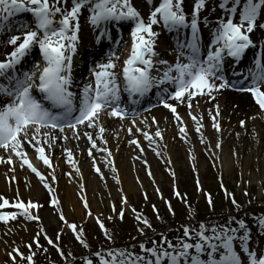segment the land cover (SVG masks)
<instances>
[{
	"label": "snow or ice",
	"instance_id": "snow-or-ice-1",
	"mask_svg": "<svg viewBox=\"0 0 264 264\" xmlns=\"http://www.w3.org/2000/svg\"><path fill=\"white\" fill-rule=\"evenodd\" d=\"M147 2L149 5L153 4V0ZM68 3L69 0H0V32L7 30L20 33L10 36L7 43L12 46V51L7 53L4 60H0V78L7 81L6 84L0 83V96L7 98V102L0 101V150L11 153L7 160L0 157V163L13 164L15 156L21 162V167L30 169L48 190L49 205L57 210L63 225L55 240L49 237L41 226L32 242L25 245L29 250L27 255L18 247L7 253L11 264H35L37 253L32 251L33 247L48 251L40 243L41 237L55 248L61 257H72L69 264H73L74 254L68 252L65 256L59 243L64 229L70 230L74 239L83 248L89 249V255L83 258V264H243L241 256L235 250L236 241H239L241 250L246 254L248 264H264V253L258 254L249 247L251 229L243 219L237 220L231 216L225 224H213L211 228L203 221L199 222L198 227L182 225L183 235L177 238L176 243L161 234L159 241H149L151 246L140 243L139 254L132 249L115 247L91 251V244L86 238L83 226L69 222L60 210L61 200L49 183V176L52 182H56L57 177L46 152V148L51 149L58 140H69L67 130L71 131L72 139L79 140L83 136L88 140L91 145L88 150L90 157L95 149L106 152L110 158L112 153L106 147L108 141L104 138L106 127L102 118H116L121 121L127 118L128 110L121 106V91L129 94L131 103H137L138 101L132 99L133 96L144 97L153 88L162 89L157 93L159 104L172 113L179 125L178 134L181 140L187 137L188 127L178 112L180 105L187 107L188 116L195 123L197 134H200L204 127L203 117L193 113V101L198 97L207 96L210 101H215L216 93L231 88L250 94L255 104L264 112V56L257 54L253 67L242 81L230 82L224 76L223 69L226 56L239 60L246 50L255 46L250 34L257 26L264 29V24L257 25L258 17L264 11V0H220L219 8L225 15L221 16L216 21V26L211 29L212 40L207 46L206 56L202 55L200 31L201 23L209 26L208 17L201 20V13L207 8V0H195L190 17L184 10V0H159L158 4L152 7L147 19L133 6L132 0H70V8L66 7ZM85 8L89 12V24L94 31L99 32L96 37L98 41L109 35V23L131 22V47L122 65L119 63L121 57L116 54V50H112L105 62L96 63L90 68L91 79L77 95L72 91L74 56L80 44V16ZM25 13L30 14L32 23L15 24L13 18ZM237 14L238 23L234 22ZM154 26H162L168 32H175L177 37L187 30L188 34L183 40H176L179 54L175 63L170 64L167 60L159 58L156 48L160 33L154 30ZM117 43L119 44V41ZM36 48L39 50L40 60L34 63L31 70L18 72L19 66ZM161 66L164 69L162 74L153 75V71L158 72ZM166 85H170L173 90L169 91ZM35 93H39L40 98H37ZM136 114L133 111L132 115ZM220 116L218 104L215 105L214 113L209 110L212 127L217 132L221 131ZM140 123L147 125V118ZM152 123L158 125L159 122L152 117ZM239 123L241 127L246 124L245 120H240ZM131 124L133 127L128 128V132L132 133L133 128L136 132H142L150 145L156 142V138L163 139L159 127L150 135L148 131L136 127L135 119ZM82 129L96 131H81ZM98 141L105 147H97ZM129 143L143 151L138 140L132 139ZM200 143H204L203 138ZM28 147L34 149L36 158L43 165L53 168L49 176H45L31 162L26 150ZM215 148L222 149V143L217 142ZM64 151L67 154V162L74 167L75 173L79 174L80 168L72 150L65 148ZM192 159L195 160L196 157L193 155ZM109 165L113 173H116L117 169L111 159L107 160L106 166ZM93 168L103 179L101 169L95 162ZM68 175L71 176L72 173ZM148 175L152 176L150 170ZM171 175L175 178L176 174L172 172ZM12 179L15 180V177ZM114 179L117 183L120 182L118 176H114ZM197 186L199 188L198 180ZM81 191H84V185H81ZM157 192L159 193V188ZM174 194L186 202V197H181L178 190H175ZM205 195L209 206L214 207L211 195ZM227 195L231 197V203L239 209L240 205L234 195ZM80 199L87 216L91 218L92 212L86 196H81ZM121 202L122 207L118 215L123 220L125 209L129 207L127 197L122 196ZM166 203L169 212L174 216L171 204L167 201ZM42 207L38 201L29 199L25 202L19 192L11 203L0 195V222L8 224L19 217H23L26 222H41L39 210ZM152 207L157 219H161L156 205ZM187 207L191 209L192 206L187 204ZM9 208L16 211L5 210ZM112 211L116 212L115 205H112ZM131 211L141 236L146 235L145 229L155 231L143 213L134 207ZM189 214L194 215L195 210ZM106 219L114 220L115 217L109 216ZM95 220L104 237L113 241V233L107 229L104 221L99 216L95 217ZM233 223L238 227H233ZM257 225L264 231V217L257 218ZM204 256L207 259H203Z\"/></svg>",
	"mask_w": 264,
	"mask_h": 264
},
{
	"label": "rangeland",
	"instance_id": "rangeland-1",
	"mask_svg": "<svg viewBox=\"0 0 264 264\" xmlns=\"http://www.w3.org/2000/svg\"><path fill=\"white\" fill-rule=\"evenodd\" d=\"M194 2L195 0H190V5L188 6V8H193L192 5H194ZM212 3H213L212 0H207V7L210 8ZM139 4L141 3L139 2ZM140 9L142 11L143 8ZM151 10L152 8L148 10V12L150 13ZM218 19L219 18H214L211 21H209V26H207V28H214L216 26V21ZM236 21L239 22L238 15L236 16ZM203 27L206 28L204 24ZM261 38L263 39L264 37L261 36ZM179 108L182 109L184 108L186 112L188 111L185 105H180L178 109ZM163 109L164 112L161 114L163 116V120H174L172 113L165 108ZM156 110H160V109L157 108L149 112L151 115H153L154 114L153 112H158ZM253 114H254L253 116L254 118L260 119V121L264 123V112H262L261 110L260 111L255 110ZM141 116L142 114L137 118H135L137 123L141 120V118H143ZM151 118L152 117H150L149 119ZM207 118H209V113ZM143 120L145 119L143 118ZM239 122L237 123V121L235 120V123L238 126H240ZM156 127L157 126H155L154 128ZM144 131H147V129H145ZM194 131L192 132L191 136H194ZM166 135H168V138ZM199 136L200 138H202V133L199 134ZM141 137L144 138L142 134L139 135V138ZM164 137L166 138V141L163 140L164 144H161L162 139L157 138L155 145L149 144L146 146L145 149L143 147V149L147 151L148 155L141 156L140 158H142L143 160L139 159L140 163H138L137 159L134 158V162H135L133 164L134 168L132 172H129L131 183L128 185H124L122 183L119 172L120 169L117 168V164H116L115 166L117 169L116 173H113L110 165L105 166V169L101 170V173L103 174L104 177L103 179L101 178V174L98 175V178L95 177L94 179L93 177L94 174L88 172L89 181H91V183L89 182V186H88L87 184H84V175L81 176L82 172L80 171L79 174H76L74 167L69 163H67L66 158H63V160H61V163L62 164L65 163L68 167L73 169L72 173L73 175H75L76 183L74 184L73 182H70V180L67 179L66 174L64 176L56 174L55 175L57 177L56 182H52L51 177L49 175L48 176L51 187L55 189V195L58 196L61 202L63 200V203H61L60 206V210L63 211L66 219L69 222H74L77 225H82L84 229L92 228V230L94 231L90 235H91V239L94 240V238H99L98 234H100L101 237L104 236L103 232L96 223L95 217L99 216L104 221L106 227L111 223L116 222L117 223L116 226L118 228L124 230L133 229L136 231V233H138L137 222L134 218L131 208L134 207L137 209V211L143 213L144 211L148 212L150 208L153 210L152 206L156 205V208L158 209L160 215L163 207L168 208V204L166 203V201L171 205L176 200L182 202V199L177 198V196L174 194L175 190L179 191L181 197H186V202L183 200L184 203L183 205L186 208V212L184 209L185 215L190 213V211H192L194 206L198 203H200L201 206L209 212L211 209H215L214 207H224V202L220 201V198H222L219 190L222 189L221 185L224 186L227 193L233 194L238 200L243 201L244 205L246 206L250 203H254L253 205L264 204V195H261L262 197L261 196L259 197L256 186L252 185L253 182L250 179H246L244 176H242L243 173L241 169L242 167L241 163L237 161V154H233L234 153L233 151L230 152V157L232 159L231 165L233 166V168L231 166V168H228L227 170H225L223 163L219 162L213 156H210L209 158L202 156L203 159L201 162H198L197 159L193 160L192 156L194 154L193 152H191V148L194 147V144H192V146H188L187 152L189 151L191 153L190 156L188 157V160H186V158L181 154L179 155L180 158L178 163H176V161H173L174 160L173 150L176 149L177 146L182 148V144L181 143L178 144L177 142L169 144V142L173 139H177L176 141L179 142L181 140L180 136L176 133L175 130L173 131V129H171L170 131H167L166 134H164ZM216 138L217 137L215 136V141H217ZM86 141L88 140L86 139ZM99 144H103V143L97 142V147H99L98 146ZM114 145H116V142H114L112 146ZM112 146H107V148L111 151V153H112V149L110 147ZM122 148L127 149V145L122 146L121 149ZM153 149H155V151ZM93 151L95 152V155L89 157L87 154V156L84 157L86 159L85 162H82L84 166H81V161H80V166L82 169L83 167H86L87 162L90 163L95 159H98L101 162L105 161L106 163L108 159H111L114 162L113 156L109 158L107 156V153L103 154V152L96 151L95 149H93ZM157 153H159V155H157ZM121 159L122 161H124V158ZM209 160L210 163L208 162ZM168 161H171V163H168ZM149 170L151 171L152 176L148 175ZM172 172H175L176 174L175 178H173V176L171 175ZM178 172H183L185 177L183 178L181 183L179 181ZM248 174L249 171L247 173V176ZM33 176L34 178L37 177L36 175ZM114 176L119 177V181H120L119 183H117V180L114 179ZM35 180L37 179L35 178ZM197 180L199 181V188L197 186ZM57 182L59 183V186L57 185ZM81 185H84V191H81ZM162 185H164V187ZM88 188L91 189V194L94 202L90 201L91 196H89L88 192L90 191L88 190ZM157 188H159V193L157 192ZM32 189L35 194L41 192L44 196L47 197V200L45 199L46 200L45 203L38 201L43 205V207L39 210L41 222H31V221L26 222L23 219V217H19L15 221H9L8 224H4L3 222H0V264H11V260L8 257L7 253L11 252L14 247L20 248L21 251L24 252L25 255H27L29 250L25 247V245L32 242L33 237L40 230L41 226L45 228L48 236L51 237L53 240H55L57 233L60 232L61 228L63 227L62 222L59 220L57 210L49 205L48 190L43 187L40 180L39 181L37 180V182L33 181V183L28 182L27 185H25L24 187H18L17 185H13V187L9 192H4V193L1 192V195L4 196L6 199H8L11 203L15 201L17 192H19L20 197L25 202H27V197L29 196L26 195ZM95 189H100L101 192H97ZM245 192H247V195H245ZM145 193L147 194V199H145ZM205 193H209L211 195L213 199L214 207L209 206ZM81 196H86L90 204V208L92 212L91 218L87 216L83 208V203L80 199ZM122 196L127 197L128 205H129V207L125 209V216L123 220H121L118 215L119 210L122 207V202H121ZM34 201L37 200L34 199ZM187 204H190L192 206L191 209L187 207ZM112 205H115L116 207L115 213L112 211ZM224 209L226 210V207ZM154 214H153V218L157 219L156 213ZM143 215L145 216L144 213ZM109 216H114L115 219L107 220L106 218ZM126 217L129 218L128 225H125L123 223ZM258 217H264V213L260 214ZM154 222L157 221L155 220ZM140 227H143V225H140ZM96 230L98 234L95 233ZM254 231L257 235L264 234V231H261L260 228L258 227L257 220L255 221ZM70 232H71L70 230L64 229L62 236L65 234H69ZM251 234H254V232L251 231ZM263 240L264 239H261L260 242L258 240H255L254 242L257 245V247L256 248L253 247V249L256 250L258 254L264 253ZM40 243L42 245L45 244V247L48 250L51 249L50 247H52L47 244V242L43 239V237H41ZM235 248H237L239 252L238 254L241 256L243 262L248 264V258L246 254L241 250L239 241L235 242ZM78 250L85 251V248H83L78 243ZM32 251L39 252V250L35 248V246L33 247Z\"/></svg>",
	"mask_w": 264,
	"mask_h": 264
},
{
	"label": "bare ground",
	"instance_id": "bare-ground-1",
	"mask_svg": "<svg viewBox=\"0 0 264 264\" xmlns=\"http://www.w3.org/2000/svg\"><path fill=\"white\" fill-rule=\"evenodd\" d=\"M189 1L190 0H184V7L190 4ZM139 2L141 4H139ZM219 2L220 0H213L211 11L209 12L208 8H206L203 11V13H205L204 16L208 17L209 21H211V19L213 18H218L225 15L224 11L219 8ZM132 3L133 6L136 8L142 6L143 7L142 11L145 12L143 16L144 18H147L146 11H148L152 7V5H154L155 1H153L152 5H149V3L146 0H141V1L134 0V2ZM68 5L70 6V3L67 4L66 7H68ZM213 9H215V11H213ZM185 12L186 14H189V12L191 11H188L187 8V10L185 9ZM87 16H88V10L87 8H85L83 9L82 14L80 16L81 38L84 40L88 36V30H90V28L92 27L89 24L88 20L86 19ZM128 26L125 28V30L128 29ZM201 31L204 39L210 44L212 40L211 30L201 27ZM258 32H261L262 34L264 30L258 27L253 31V33L250 34L252 36L250 37L254 41L255 46L251 50L250 49L247 50L246 53L248 57L245 56L246 57L245 66L248 67L252 66L253 60L255 59L258 53L264 56V40L258 42L257 36L260 37L258 35ZM11 35H20V33L18 31H13L9 33L5 32L3 33L2 36H0V49H1V53L3 54H6L5 53L6 50L12 47L7 43ZM102 40L103 38H101L99 41L97 40V43L100 44ZM167 40L168 38L166 39L164 36H162V34H160L158 37V44L156 50L159 53L160 59L167 60L169 63H175L177 56L172 51H169L168 47H170V44H168L167 47ZM130 47H131V36L129 35L127 36L123 34L121 37V43L116 49V54L121 57L120 60H123L127 57V51L130 49ZM163 54H165L164 57ZM251 57H252V61H250ZM100 58H101L100 62H105L108 56L104 54L103 56L100 55ZM243 69H245V67ZM159 70L164 71L162 66L159 68ZM87 75H88L87 77V83H88L89 80L91 79L90 72ZM165 87H168L170 91L173 90L170 85H166ZM215 95L217 96V99L215 101H210L207 96L198 97L193 101V113L203 117L202 122L204 124V127L201 129L202 138L204 140L203 144L200 143L201 138L199 134H197L194 131L195 123L188 116V111L186 112L184 108L183 109L180 108L178 110L180 116L183 118L184 123L188 127V134L184 140H180L178 142L176 141L177 139H173L169 142V144L174 142H177L178 144L179 143L182 144V148L176 145L177 148L173 150V155H174L173 161H176V163H178L180 158L179 155L181 154L186 158V160H188V157L191 154L189 151L187 152L188 146H192V144H194V147L191 148V152H193L198 162L202 161L203 159L202 156L207 158L213 156L219 162H222L225 170H227L232 166L231 165L232 159L230 157V152L233 151L235 154H237V161L241 163L242 166L241 169L243 173L242 176H244L246 179H250L253 182L252 185L256 186L257 193L260 197L261 195H264V123L261 122L260 119L253 117L254 116L253 112L255 110L260 111V109L255 104V102H253V100L251 99L252 98L251 95L248 93L223 89L219 93H216ZM0 101L7 102V98L0 96ZM197 104L199 105L198 108H197ZM217 104L220 106V112H221V116L219 118L221 124L220 132H217L215 129H213V127L212 129L210 128L211 118L210 117L207 118L209 110H212L214 113L215 105ZM128 113H129L128 116L131 117L132 112L129 111ZM153 113H154L153 115L147 114L146 116L145 115L142 116L144 117V119L147 118V125L140 123V121L143 120V118H141V120L137 123L136 127H139L142 131L147 129V131L151 135L155 133L157 127L160 128L163 137L164 134H166V132L170 131L171 129H173V131L175 130L176 133L178 134L179 125L175 120H173V122L172 120H163V116L161 115L162 112H153ZM150 117H155L156 120L159 122L158 125L153 124L151 121L152 119H149ZM128 119L123 122L116 118H108V117L102 118V123L106 127V132L104 133V138L108 141L106 146H112L114 142H116V145L110 148L112 149L114 164L115 166L117 164V168L120 169L119 171L120 177L124 185H128L131 183L129 172H132L134 168L133 165L135 163L134 158H136L137 162L140 163L139 159H142L140 157L148 155L147 151H145L144 149L146 148L147 145H149V142L147 140H145L142 137L139 138V135L142 134V132H136L135 128H133L132 133L128 132V128L133 127L131 124L132 120L130 118ZM235 120L237 121V123L239 122V120H245L246 124L244 127L238 126L235 123ZM174 124L176 125V127L174 126ZM155 126L157 127L154 128ZM81 131L95 132L96 130L82 129ZM193 131H194V136H191ZM66 134L70 137L69 140L65 141L63 139H60L52 146L51 149L46 148V152L49 154L50 159L52 160L53 163V168L55 169L54 174L61 176H64L66 174V177L67 179L70 180V182H73L74 184L76 183L75 175H73L72 173L73 169L68 167L65 163L62 164L61 161H59V160H63L62 157L65 154V152L63 153V150L65 148L71 149L73 152V157L77 163V166L80 168V171L82 172L81 176L84 175V184H87L89 186V182L91 183V181H89L88 172L94 174L93 176L94 179L95 177L98 178L99 175L93 168V163L95 162L96 166L100 167L101 170L105 169L107 163L105 161L99 162L97 159H95L90 163L87 162L86 167H83L82 169L81 166H84L82 162H85L86 160L84 158L85 157L84 154L88 153V150L90 148L89 147L90 143L86 141L85 137L83 136H81L79 140L72 139L71 131L66 130ZM166 136L168 138V135ZM215 136L217 137L216 138L217 141H215ZM132 139H136L140 142L141 148L144 147L143 151H141L140 148H137L136 145L129 143V141ZM163 140L166 141V138L164 137V139H162L161 144H164ZM217 142L222 143V149L215 148V144ZM124 145H127V149L125 148L121 149V147ZM153 145H155V143H153ZM26 150L28 152L29 159L36 158L34 149L28 147ZM94 154L95 153H93V155ZM0 157H3L5 160H7V156L3 150H0ZM121 158H124V161H122ZM80 161H81V166H80ZM18 162L19 160L17 158L15 159V162L13 161L14 170H12L13 168L12 169L10 168L8 163H0V195L1 192L3 193L9 192L13 187V185H17L18 187H24L25 185H27L28 182H32V183L33 181L37 182L38 179L35 177L37 179L35 180L34 176L30 175L29 173L30 169L21 167ZM208 162L210 163V160ZM37 168L41 172H44L45 174L48 173L47 170L48 167L43 165L42 162H40V165L37 166ZM248 171L249 174L247 176ZM68 173H72V175L69 176ZM178 176H179V181L181 183L183 178H185L183 172H178ZM12 177H15V180H13ZM57 185L59 186L58 182ZM162 186L164 187V185ZM88 190L90 191L88 192L89 196H91L90 201L94 202L91 194V189L88 188ZM95 190L97 192H101L100 189H95ZM26 196H29L27 197V201L32 198L33 201L34 199H36L39 202L45 203L47 200V197L44 196L41 192L35 194L33 189ZM61 203H63V200ZM203 259H207V257L204 256Z\"/></svg>",
	"mask_w": 264,
	"mask_h": 264
},
{
	"label": "trees",
	"instance_id": "trees-1",
	"mask_svg": "<svg viewBox=\"0 0 264 264\" xmlns=\"http://www.w3.org/2000/svg\"><path fill=\"white\" fill-rule=\"evenodd\" d=\"M183 208L182 206H179V204H177L174 207V212L175 215L173 218L174 221L169 220L167 218H162V222L161 225L159 227H155L153 226V228L155 229L154 232V236L153 237H146V235H134L132 233L129 232V230L127 231H121V229H119L116 225H113L112 228H110L109 230H111L113 233V241H109L107 239H102V241L97 244V246L99 247H115V248H127V249H138L139 248V244L140 243H145L147 246H150L149 241L150 240H157L159 241L160 239V235L164 234L168 237V239L170 240L171 238H178L177 234H175V232L178 230V228L181 226V223L179 222L180 219V215H183ZM246 212H248L246 210ZM198 215L197 216H192L194 218H190L191 222H189L192 227H198V224L200 221L205 222V224L207 226L212 225V224H216V223H220L222 221L227 220V216L223 215V214H212V215H208V216H203L202 212H200V210H197ZM233 217V216H232ZM128 220L125 219L124 223H126ZM189 225V224H187ZM182 236V234H179V237ZM135 238V239H134ZM65 256H67V252H64ZM73 253V252H72ZM74 257L75 260L73 261V264H77V261L79 257H77V253L74 252ZM72 261V257H67L66 262L69 264V262ZM35 264H62L61 262H55L52 261L51 259H46L44 258H39V259H35Z\"/></svg>",
	"mask_w": 264,
	"mask_h": 264
}]
</instances>
